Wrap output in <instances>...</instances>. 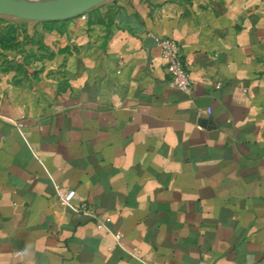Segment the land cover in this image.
Listing matches in <instances>:
<instances>
[{
  "label": "crops",
  "instance_id": "obj_1",
  "mask_svg": "<svg viewBox=\"0 0 264 264\" xmlns=\"http://www.w3.org/2000/svg\"><path fill=\"white\" fill-rule=\"evenodd\" d=\"M0 264H264V0L0 16Z\"/></svg>",
  "mask_w": 264,
  "mask_h": 264
},
{
  "label": "water",
  "instance_id": "obj_2",
  "mask_svg": "<svg viewBox=\"0 0 264 264\" xmlns=\"http://www.w3.org/2000/svg\"><path fill=\"white\" fill-rule=\"evenodd\" d=\"M109 0H0V16L31 21L69 19Z\"/></svg>",
  "mask_w": 264,
  "mask_h": 264
},
{
  "label": "built area",
  "instance_id": "obj_3",
  "mask_svg": "<svg viewBox=\"0 0 264 264\" xmlns=\"http://www.w3.org/2000/svg\"><path fill=\"white\" fill-rule=\"evenodd\" d=\"M158 43L161 56L165 62L170 85L184 92H188L192 86V80L183 64L180 45L176 41L168 38H162ZM56 193L60 202L64 205L68 204L75 195L73 189L61 187L57 188ZM85 206L86 204L82 203L80 210H83Z\"/></svg>",
  "mask_w": 264,
  "mask_h": 264
}]
</instances>
